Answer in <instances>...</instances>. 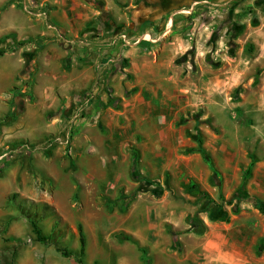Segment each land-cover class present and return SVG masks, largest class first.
<instances>
[{"label": "rangeland", "instance_id": "rangeland-1", "mask_svg": "<svg viewBox=\"0 0 264 264\" xmlns=\"http://www.w3.org/2000/svg\"><path fill=\"white\" fill-rule=\"evenodd\" d=\"M90 1L106 8L124 46L157 58L155 77L139 85L128 76L123 96L108 97L135 105V120L115 130L82 107L60 109L67 92L42 93L20 65L34 35H3L11 22H0V44L13 42L0 64V264H78L60 249L79 253L81 236L84 264H264V0ZM49 7L6 0L0 12L38 25ZM143 102L158 108L149 119ZM162 111L171 144L159 141L168 127L157 121ZM84 135L87 151L73 143ZM243 188L248 198L233 201ZM189 216L205 234L190 230ZM30 218L53 242L36 241ZM169 229L179 234L176 247Z\"/></svg>", "mask_w": 264, "mask_h": 264}, {"label": "crops", "instance_id": "crops-1", "mask_svg": "<svg viewBox=\"0 0 264 264\" xmlns=\"http://www.w3.org/2000/svg\"><path fill=\"white\" fill-rule=\"evenodd\" d=\"M5 1L1 0L0 7ZM47 1L50 4L46 14L49 21L45 22L43 19L38 25H33L32 22L18 23V19H23V16L12 9L0 12V22H3L5 16L11 22L3 35L15 32L23 40L26 39L23 37L26 33L35 37V43L25 44L26 53L20 58V65H25L27 76L34 75L42 93L67 92L68 101L64 106L60 103L58 106L60 109L66 106L75 109L82 107L87 115H94L93 118L97 122H107L109 127L114 126L115 130H121L123 123L131 124L136 115L129 109L135 105L129 103L120 108L117 104H108L107 99L123 96L124 86L129 85L128 76L136 77L139 85L143 84L144 79L155 77L157 58H152L150 53L141 52L136 43L125 47L118 37L119 30L113 23L108 22V18L103 14V12L107 14L103 6L85 4L79 0H45ZM31 24L32 27L39 29L32 28ZM10 42L13 44L12 39ZM10 42L7 40L1 42L0 45L3 46L0 47L1 50H5L4 44ZM19 50L22 54L25 49ZM9 56L8 54L0 56V64L2 65ZM29 62L34 64L31 69H28ZM1 65V76L5 77L7 68L4 70V66ZM46 104L50 107L55 103ZM140 104L147 109L153 108L154 112L150 111L146 119L158 109L155 104L154 106L146 102ZM157 121L161 126H168L166 130L159 132V141L171 144L172 125L167 123L164 111L157 115ZM140 134L143 136L142 139H149L147 133L140 131ZM112 135L114 137L110 140L119 141L122 145L124 142L122 135L117 132H113ZM135 139L139 141V136L135 135ZM76 140L84 142L87 151L86 147L92 138L88 135L74 138V144Z\"/></svg>", "mask_w": 264, "mask_h": 264}, {"label": "trees", "instance_id": "trees-1", "mask_svg": "<svg viewBox=\"0 0 264 264\" xmlns=\"http://www.w3.org/2000/svg\"><path fill=\"white\" fill-rule=\"evenodd\" d=\"M86 2L88 4L95 5L94 3L92 4L90 0H86ZM103 14L107 17L106 13L103 12ZM108 22H110V21L108 20ZM146 24H150V22L145 23V25ZM4 53H5V51L0 50V56H2ZM13 92L15 93V96L20 95V91L18 88H13ZM195 140H196V142L201 143V141L198 137H195ZM131 169H132L133 178L137 181H141L142 178L137 171V161L135 158L133 160V165H132ZM213 183L217 186H220V180L218 179V177L216 175H214ZM189 191L191 193L198 194L199 197L208 198L207 194L201 192L196 186L189 188ZM247 198H248V194L246 193L245 189L243 188V189H240L236 195H234L233 201L239 202L240 200L247 199ZM233 201H231V204L233 203ZM218 212L219 211H217V213ZM223 219H225V221H226V217H224ZM186 222L189 225L190 230L197 235H203L207 231V226L198 216H189L187 218ZM30 224H31L32 231H33V234L35 235L37 242H41V243H45V244L53 242V240H54L53 236L52 235H44L42 230L39 227V224L35 220L30 218ZM169 232L173 236L174 247L178 246L179 245V241H178L179 234L173 232L171 229H169ZM125 239L127 241H131V242L137 244L130 237H128V238L126 237ZM80 244L81 245H80L79 253H74L72 251H68L67 249H60V251L64 257H67V258L74 257V258H76L78 264H84V258L83 257L85 254V245H84L83 236H81V243Z\"/></svg>", "mask_w": 264, "mask_h": 264}]
</instances>
